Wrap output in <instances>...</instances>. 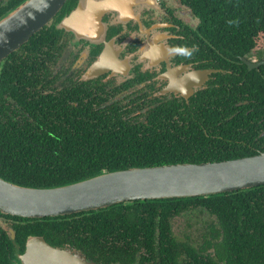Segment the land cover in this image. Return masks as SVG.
<instances>
[{"label":"flooded vegetation","instance_id":"obj_1","mask_svg":"<svg viewBox=\"0 0 264 264\" xmlns=\"http://www.w3.org/2000/svg\"><path fill=\"white\" fill-rule=\"evenodd\" d=\"M80 2L67 0L50 25L0 69V139L6 137L3 146L8 153L0 154V166L9 158L12 165L22 168L39 165L52 172L75 168L80 157H93L79 149L104 137L109 143V134L147 155L168 152L178 144L183 161L218 159L212 155L194 158L204 147L203 135L210 138V152L224 153V158L235 146L252 145L248 144L250 136L228 132L238 124L246 126L249 120L253 125L251 112L256 107L264 110L246 93L250 84H245L240 70L227 67L219 49L200 45L194 35L198 23L191 20L184 5L177 0L176 5L168 0H116L101 12L100 32L83 35L60 26ZM240 58L246 72L264 65L254 66L264 58ZM246 115H250L247 120ZM101 120V126L95 125ZM263 121L264 117L259 120ZM48 134L57 135L56 146L47 144ZM68 135H78V142H65ZM80 136L86 138L82 143ZM261 137L264 129L256 139ZM156 147L158 152L153 150ZM25 148L31 149L25 153ZM127 159L132 160L131 156ZM176 210L166 209L170 237L161 244L156 230L149 241L155 248L152 253L137 242L142 238L140 231L117 222L122 231L118 248L111 251L113 241L109 240L107 256L91 253L86 255L88 260L95 264H162L164 257L187 248L188 257H198L191 259L192 264H264V251L255 242L247 243L235 258L222 251V227L215 214L203 211L196 215L189 210L172 214ZM18 223L0 213V232L7 233L4 225ZM213 225L220 229V237ZM172 237L177 243L184 242V249L181 245L169 249L167 242ZM75 245L69 246L77 249ZM21 250H25V241Z\"/></svg>","mask_w":264,"mask_h":264},{"label":"trees","instance_id":"obj_2","mask_svg":"<svg viewBox=\"0 0 264 264\" xmlns=\"http://www.w3.org/2000/svg\"><path fill=\"white\" fill-rule=\"evenodd\" d=\"M23 1L6 0V2H2L0 0V17L6 15ZM177 1L188 8L197 18L198 26L194 35L200 40V45L206 46L207 50L219 49L223 54L222 60L225 65L227 67L233 65L236 67V71L240 70L241 76L247 79L245 84H250L246 86V93H250L256 103H259L260 108L264 110V65L252 72H246V66L240 58L243 56L264 58V0ZM45 28L32 36L21 48L32 42ZM17 52L18 50L5 60H9ZM1 77L0 83L3 82ZM251 114L254 120L253 125L249 120L246 126L242 127L238 124L234 126V130L228 132L232 134L236 131L238 136L244 134L246 138L250 136L251 140L246 139L248 144H252L250 147L235 146L228 151L230 156L224 158V153L220 152V156H217L215 152H210V138L203 135L204 147L194 155V158L199 159L202 156L212 155L214 158H218L215 161H222L264 152V137L256 139L260 130L264 129V121L263 123L259 122L264 117V113L256 107ZM244 118L247 120L250 115H246ZM102 123H104L103 120L95 125L101 126ZM79 125L81 126V124ZM106 125L109 126L107 122ZM109 135V143L104 137L91 143V147L82 146L79 151H89L93 157H90L89 160L86 157H80L75 168L60 167L54 172L48 167L39 165L22 168L12 165L7 158L0 166V175L7 180L27 186H51L79 180L106 169L120 170L130 167L184 163V161L190 163L214 161H183L178 156L180 146L178 144H174L175 149H169L170 152L165 150L159 155L154 152L152 155H147L146 151L138 149L136 145H128L121 137L114 138L112 134ZM76 137L78 138V135ZM76 137L68 135L65 142H78ZM231 137L233 136L228 135V138ZM83 139L86 140L80 136L79 143L84 142ZM60 141L62 142V140ZM5 142L6 137H2L0 139V149L3 150L0 151L1 155L8 154L7 150L4 152ZM47 142L48 145L56 146L57 135L48 134ZM104 142L106 144L102 146ZM111 144L116 147L110 148ZM30 149L25 148L24 152L27 153ZM153 150L159 151L158 147ZM129 156L132 160L127 159ZM123 157L125 160L121 161ZM2 160L3 158L0 157V162ZM22 170L23 174H21ZM166 209L171 212L172 209H177L172 214H177L180 210H189L196 215L203 211L209 215L215 214L218 217L217 222L222 227V251L225 250L233 258L250 242H255L256 247L264 251V185L207 196L129 201L66 216L33 219L8 216L19 222L13 227L16 230V241L20 244V248L29 235H41L54 246L76 249L69 246L76 244V250L81 251L85 256L91 253L107 256L106 253L110 252L107 242L113 241L111 251H115L118 248L117 242L122 237V231L117 222L119 224L127 223L132 230L140 231L142 238L137 242L143 245L149 253L155 250L149 241L153 239L156 230L159 232L158 237L162 241L161 244H166L164 239L170 237L169 227L171 225L170 220L167 219L170 212ZM76 218H80V221H76ZM207 222L209 223V221ZM216 227L218 226L213 225V229L218 231L217 237H220V229ZM113 232H116L115 236L106 237L108 234L113 235ZM103 235L105 237H102ZM172 238L173 240L167 242L171 244L169 249H174L179 245L184 249V242L177 243L174 240L175 237ZM65 243L69 245L67 246ZM120 249L121 247L119 251ZM175 253L173 256L164 257L162 264H192L191 259H198L195 255H192L191 258L188 257L189 250L187 248L185 251L181 250V253L177 251ZM86 258L88 259L87 256ZM12 259V242L7 233L0 232V264H13Z\"/></svg>","mask_w":264,"mask_h":264},{"label":"water","instance_id":"obj_3","mask_svg":"<svg viewBox=\"0 0 264 264\" xmlns=\"http://www.w3.org/2000/svg\"><path fill=\"white\" fill-rule=\"evenodd\" d=\"M66 1L24 0L0 17V69L10 54L50 25ZM115 1L81 0L60 26L96 35L101 12ZM262 64L264 60L254 66ZM259 185H264V152L213 162L106 169L51 186H27L0 175V212L29 219L57 217L129 201L207 196ZM4 230L13 245V264H95L81 251L51 245L41 235H29L22 252L14 227Z\"/></svg>","mask_w":264,"mask_h":264},{"label":"rangeland","instance_id":"obj_4","mask_svg":"<svg viewBox=\"0 0 264 264\" xmlns=\"http://www.w3.org/2000/svg\"><path fill=\"white\" fill-rule=\"evenodd\" d=\"M168 1H171L173 5H176V2H175V0H168ZM187 10H188V11H189V13L191 14V20H192L193 22H196V23H198V20H197V18L193 16V14L190 12V10H189L188 8H187ZM4 226H6V225H4Z\"/></svg>","mask_w":264,"mask_h":264}]
</instances>
